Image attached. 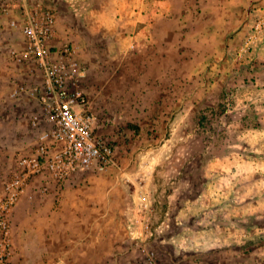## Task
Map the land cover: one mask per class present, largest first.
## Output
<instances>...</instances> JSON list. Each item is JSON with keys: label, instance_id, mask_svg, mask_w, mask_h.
Returning a JSON list of instances; mask_svg holds the SVG:
<instances>
[{"label": "rangeland", "instance_id": "rangeland-1", "mask_svg": "<svg viewBox=\"0 0 264 264\" xmlns=\"http://www.w3.org/2000/svg\"><path fill=\"white\" fill-rule=\"evenodd\" d=\"M13 1L0 0V192L47 129L32 126L38 78L13 58L23 48L20 27L9 25L19 19ZM29 1L54 12L53 44L77 51L97 135L115 153V165L77 173L66 188L49 183L48 193L79 185L104 197L115 186L125 196H111L118 222L136 235L149 224L157 264H264V38L242 50L264 0H169L163 11L150 1L166 17L153 33L134 26V0ZM44 180L33 178L12 210L8 264L47 263ZM140 250L133 243L123 264H144Z\"/></svg>", "mask_w": 264, "mask_h": 264}, {"label": "built area", "instance_id": "built-area-1", "mask_svg": "<svg viewBox=\"0 0 264 264\" xmlns=\"http://www.w3.org/2000/svg\"><path fill=\"white\" fill-rule=\"evenodd\" d=\"M13 2L19 19H12L9 25L20 27L23 38V48L13 52V58L18 64L31 65L38 78L32 84L30 95L36 99L41 112L33 117L32 126L38 129L42 123L47 129L36 139L32 155L19 156V172L7 179L0 192V264L9 261L12 210L28 194L33 178L46 177L48 181L44 180L39 192L46 195L50 182L62 185L77 173L104 171L115 165L114 148L97 135L99 123L84 86L85 66L71 45L57 48L53 44L56 38L54 12L41 1ZM261 38H264V6L256 11L242 50L249 51ZM20 90L24 92L25 88ZM145 186L141 185L138 200L141 210L149 213L151 205ZM142 225L137 244L144 264H157L155 250L148 247L153 232L148 223Z\"/></svg>", "mask_w": 264, "mask_h": 264}, {"label": "crops", "instance_id": "crops-1", "mask_svg": "<svg viewBox=\"0 0 264 264\" xmlns=\"http://www.w3.org/2000/svg\"><path fill=\"white\" fill-rule=\"evenodd\" d=\"M134 1L138 2L137 5L142 8L135 13L134 26L143 23L142 26L139 24V27L147 33L160 30L158 23L163 22L166 17L163 13L152 12L153 9H148V6L151 1L153 6L160 7V11H163L169 0ZM209 1L211 0H194L195 3L205 7ZM216 1L221 2V0ZM222 1L224 3L220 5L223 8L229 6L226 3L228 0ZM240 2L239 8L245 3V0H240ZM253 10L252 8L250 12ZM247 13L249 14V12ZM172 18L171 20L174 21ZM115 179V181L112 180V184L118 183L117 178ZM67 183L62 184L60 188H66L65 184ZM50 184L53 183L50 182ZM74 186L72 187L74 188ZM48 187L50 188L49 185ZM79 187L78 185L74 190L57 189L52 194H50L52 191L47 192L50 198H48L49 203L45 212L47 221L45 226L46 264H101L103 259L100 255L102 252L107 255L110 264L126 263L131 245L139 242V235L134 234L135 231L132 230L131 225L120 224L118 216L115 215L113 199L123 198L124 194L115 190V186L109 188L104 197L98 192L81 191ZM127 195L130 194L127 192ZM96 199L101 201L107 199L103 203V208L101 202H95L98 201ZM37 211L36 209V213ZM73 229L75 233L70 235L69 233Z\"/></svg>", "mask_w": 264, "mask_h": 264}]
</instances>
